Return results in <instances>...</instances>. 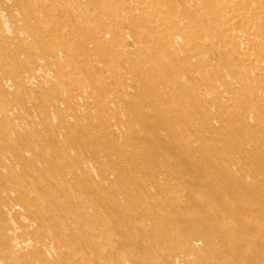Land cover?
I'll return each mask as SVG.
<instances>
[{
  "label": "bare ground",
  "instance_id": "1",
  "mask_svg": "<svg viewBox=\"0 0 264 264\" xmlns=\"http://www.w3.org/2000/svg\"><path fill=\"white\" fill-rule=\"evenodd\" d=\"M11 1L0 0V96L8 97L0 115L9 123L23 104L45 130L39 135L31 120L0 126L2 213L19 209L29 221L22 237L0 232V264H93L69 241L56 242L48 223L93 220L103 193L149 194L146 176L163 169L147 156L173 161L175 151L195 168L199 156L264 197V0H13L23 13L13 11L21 19L10 25ZM168 140L169 153L160 145ZM164 185L173 196L167 181L156 195ZM179 197L173 210L181 220L169 224L178 232L180 223L191 226L208 250L194 240L166 264L240 263V226L210 219L211 230H201L202 217L182 213ZM134 263L131 255L120 261Z\"/></svg>",
  "mask_w": 264,
  "mask_h": 264
},
{
  "label": "rangeland",
  "instance_id": "2",
  "mask_svg": "<svg viewBox=\"0 0 264 264\" xmlns=\"http://www.w3.org/2000/svg\"><path fill=\"white\" fill-rule=\"evenodd\" d=\"M10 3L11 5L9 4L6 7L7 10L5 9L6 12L8 11V15L4 11V16L7 22L8 20L10 21L11 25V20L15 21L16 18L20 20L21 18L19 17H22L21 13L23 12L19 7L17 9L13 0ZM35 6L36 4L27 6L25 10H30V8ZM9 11H11L10 14ZM13 11L17 12L19 17H15ZM15 23L13 22L12 24L15 25ZM21 25L20 22L15 27H20ZM20 95L22 96L23 93ZM0 98H5L7 105L8 97L1 95ZM34 100L36 101L35 98ZM19 107L22 110L19 118L12 117L10 119L12 121L8 123L0 115V126L4 129L7 125L13 124V121L16 122L14 124H21L31 120L30 122L33 121L34 127L36 126L35 131L39 135H43L45 127L39 123V119H36L38 116L36 110H27L23 107V104ZM149 123L144 128L150 132L149 128L152 124L150 123L149 125ZM56 124L57 122H54L55 126ZM145 145L148 146L147 143ZM160 145L161 149L167 153L172 151L171 140L162 141ZM162 153L165 154L163 151ZM171 157L173 161L158 154L153 155L152 158L146 157L145 161H147V164L163 169L156 176L153 174L146 176L147 184L145 189H148V193L151 191L149 194H139L137 192L138 195L136 197L126 198L124 195L117 194L116 196V194L111 192L103 193L100 195L101 207L98 217L95 216L93 220L88 221L84 219L81 223H68V221L58 220L56 224L48 223L51 229L46 228V230L50 231L56 242L69 241L70 244L74 245L73 248L81 249L82 253H89L93 264H120V261L129 255L132 257L136 256V263L134 264H166V255H169L178 247L184 249L191 247L195 242L194 240H197V244L193 245L195 248L197 247L196 250L204 253L205 249H207L205 242L199 240L198 232L191 230V226H185L180 223L183 228L178 232L173 231V226L169 224L171 220H181V215L175 214L173 208L174 206L176 207L177 203H175L174 199H178V195H182V198L179 197V199H185L184 205L188 210H185L186 208H179V210L182 213L184 212V214L189 210L194 211L195 214L201 216L202 221L199 223L202 226L201 230H211L207 223L210 219L218 220V224L226 221L240 226L239 229L243 234L240 235L239 244L243 247L242 255L238 259L240 263L237 264H264V197L260 195L259 189L247 187L241 181L240 183H235L221 178L223 171H220L214 162H206L204 158L199 156L198 158L202 159V162L198 168H195L175 151L171 152ZM240 171V167L233 168L234 174H240ZM94 175L98 176V172L96 174L94 172ZM157 180H159L158 183L156 182ZM166 181L173 183L170 186V190L173 188L174 195L167 193V185H164V191L156 195L158 185L161 183L162 187L163 184H166ZM112 186L113 190H117V192L122 189L121 183H115ZM45 196L46 198L49 197ZM111 199H116L117 205L115 204L116 206L113 210H107ZM75 202L80 205L78 200H75ZM11 204L14 205L15 203L10 201L6 203V206L11 207ZM61 204L64 205L63 202ZM212 207L217 210L219 208L220 212L214 216L208 214ZM3 208L6 207L0 205V232L11 229L15 233V230H17L16 235L22 237L23 233H25V226L29 224L27 223L29 221L23 220V218L21 220L17 216L19 209L10 218L6 217L2 213L5 212ZM225 209L228 210L226 214L224 213ZM85 210L88 212L90 209L80 207L76 211L87 213ZM22 212L20 211L19 216L23 215ZM184 214L183 217H185ZM148 220H154L153 224L155 225L149 223L147 227H144L143 224ZM260 224L263 229L257 230L256 227ZM104 230H110L114 233L113 235L117 237L115 243L109 242L101 234ZM94 232H96L95 235H93ZM65 238L68 240H65ZM184 239H186V244L182 245ZM165 242H169V244L165 246L163 244ZM216 245L218 247L215 248L222 251L221 246L219 244ZM163 257L164 260H162Z\"/></svg>",
  "mask_w": 264,
  "mask_h": 264
}]
</instances>
